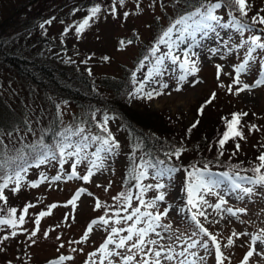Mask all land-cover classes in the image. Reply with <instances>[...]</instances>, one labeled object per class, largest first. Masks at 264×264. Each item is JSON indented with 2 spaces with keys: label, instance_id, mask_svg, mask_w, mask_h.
<instances>
[{
  "label": "trees",
  "instance_id": "1",
  "mask_svg": "<svg viewBox=\"0 0 264 264\" xmlns=\"http://www.w3.org/2000/svg\"><path fill=\"white\" fill-rule=\"evenodd\" d=\"M162 1L170 9L162 8L164 20L159 15L153 16L150 36L140 39L138 35L131 33L122 39L116 38L118 48L131 43L138 47L131 63H120L118 75H112L98 71L94 67L69 64L64 56L57 58L49 51L51 46H58L61 49L64 47L45 30L47 21H50L45 12L50 15L51 20L60 23H81L90 15V9L99 5L101 11L112 19L115 16L112 11L114 8L112 0H0V141H2L0 161L5 162V167L0 168V177L4 176L8 169L14 171L18 165L27 166V172L35 167H42L43 164L37 166L31 149L26 147L41 138L45 144L57 151V158L54 161L59 164L61 163L56 145L63 140L59 133L68 136L66 142L74 147L78 144L87 145L82 149H89L90 152L97 151L102 140L109 138V133L110 140L114 139L115 143H118V138L110 125L111 121L117 122L125 135L126 146L125 163L117 174V183L120 186L117 190L114 188L116 192L102 202L106 207L97 209L94 206L90 215L94 220L106 214V218L112 217L109 224L104 226V234H111V229L116 227L125 229L117 235L118 237L127 235V224L133 220L117 224L114 215L118 207H123L124 201L123 198L113 200V197L122 192L130 195L132 199L128 202V211H121V216L130 214L136 207L152 212L151 208L139 204L140 198L148 203V195L141 193L136 187L133 168L142 164L153 165L139 169L147 172L145 178L140 181L145 185L148 183L151 170L155 172L156 177L158 171L174 167L178 169L179 180L185 189L186 171L193 165L198 168L207 165L210 172L254 177L256 174L252 169L259 163L257 159L259 155L264 153V109L255 111L241 107L235 96V88L229 92L225 83H218L213 92L204 93L199 97L191 107L192 118L189 123H186L180 113L172 115L165 109L154 110L148 105L130 104L129 95L136 90L139 83L135 71L158 60V53L161 50V44L158 42L163 31L180 14L197 7L199 2L158 0V3L161 5ZM249 3L251 9L246 17H240L238 11L227 6H224L222 15L231 23L229 16L231 11L241 23L251 25V18L257 12L264 15V0H249ZM243 33L249 36L259 35L264 40V25L256 24L251 30H244ZM154 48L158 49L155 53ZM73 52L77 56L80 55L77 49H73ZM90 55H93V52ZM214 92L216 99L210 105H206L201 114L198 110ZM235 112L248 113L241 118V130L245 139L229 140L221 148L218 141L226 130L224 118L231 119V114ZM105 117L108 118L106 123ZM197 120L199 123L189 132L188 129ZM251 125H256L259 131L249 130ZM105 127L107 131H104ZM81 128L84 131L79 135H69V132L65 131L75 133ZM82 137L88 139L83 140ZM93 137L100 139L94 140ZM236 143L241 145L238 151ZM178 148L183 149L179 159L171 155ZM25 154L26 161L20 159ZM161 161L163 164L159 163ZM2 182L3 180H0V183ZM31 189L29 186L28 191L20 189L14 193L11 190L8 195L5 194L6 202L0 201V217L10 218L9 210L16 208L18 219L26 204L33 205L32 200L35 198L29 193ZM36 214L37 218H41L39 213ZM26 216L25 223L17 225L22 227V235L27 234ZM213 234L217 235L218 239H223L222 233ZM27 237L30 239L29 241L25 239L24 244H27L29 254L39 249L33 252L38 256L41 245L33 247L35 243H32V240L36 242L37 235L31 237V234H28ZM42 240L43 245L48 242ZM70 241L75 245L63 244V247H57V251H54L53 255H48L43 262L61 255L71 257L70 262L73 264H92L91 262L95 261L89 256L92 250L86 248L84 255L85 248L78 246V240L74 238ZM243 258L244 254L240 253L233 260L226 259L224 264H241Z\"/></svg>",
  "mask_w": 264,
  "mask_h": 264
},
{
  "label": "rangeland",
  "instance_id": "2",
  "mask_svg": "<svg viewBox=\"0 0 264 264\" xmlns=\"http://www.w3.org/2000/svg\"><path fill=\"white\" fill-rule=\"evenodd\" d=\"M112 1L115 8V16L111 19L104 11H100L89 21V26L81 33L76 32V27L80 24L79 22L60 23L57 20H51L50 15L45 12L46 17L51 21V23H48L47 28H45L46 33L64 47V49H61L58 46H51L49 51L55 54L57 58L64 56V59L69 64L94 67L98 71L118 75L119 64H130L137 52L138 46L135 43H131L118 48L116 38L122 39L123 36H128L131 33H135L140 39L150 36L153 16L159 15L164 20L162 8L168 9V6L164 1L160 5L158 0H125L123 5L119 3V0ZM224 10L225 7L223 6L219 9L220 13L216 14L222 17L223 23H230L222 15ZM125 12L128 13L127 16L124 15ZM217 31L219 32L218 37L214 33H210L207 38L203 39L198 33L196 37V40L200 41L198 47L196 46V42L192 41L191 38H186L184 42L179 44V47H176V34H173L170 42L172 44V55L180 57L176 62H173L171 56H169V46L161 44L158 58H162V63L157 64V61H155L151 65H143L142 69L135 71V77L139 83L136 90L129 95L130 104L133 106L148 105L154 110L165 109L172 115L180 113L186 123H189L192 118V105L204 93L213 92L218 83H225L227 87L231 85L235 89L242 86L233 83L237 74L235 66L243 63L247 58L249 45L244 44V41L248 40L251 35L249 36L246 33L241 35L234 28H218ZM212 48H217L219 51L213 55L209 51ZM73 49H77L80 55H75ZM185 49H190L198 54L197 56H192L190 51L189 59L198 61L197 67L199 71L187 75L184 81H180L179 77L185 74L184 69L180 67V63L184 60L183 51ZM91 52H93V55H90ZM252 57L253 59L249 61L248 71L240 73V80L243 83L252 84L260 77L261 72H264V49H257L252 53ZM217 65H220L222 69L219 79L217 78ZM164 84H167L168 87L163 88L162 85ZM141 87L143 90L137 92V89ZM177 88L180 90H177ZM149 92L153 93L151 99L145 95ZM157 92L161 94L156 95L155 93ZM235 96L243 108L255 111L264 109V85L238 94L235 92ZM110 125H112L113 132L118 138V143H116L118 147L111 154L99 153L103 158L104 166L98 171L94 170L95 174L89 182H85L79 178L68 180L67 176L71 173L72 164L78 158L81 162L77 164V172L80 176L87 174L88 169L92 166L91 162L96 160V156L93 155L97 152L96 150L90 152L89 149H82L80 157L65 156L66 163L63 165H59V163L50 159L47 163H43L42 167H35L27 173H22L23 178L20 189L28 191L31 183L36 182L38 184L37 187L30 186L32 189L29 193L35 199L32 200L33 207L29 208L28 215L26 216L27 234H21V226L13 229L12 227H8V225H0V264H49L50 261H58V264H73L70 262V259L59 261L60 256L47 262H43V260L48 255H53L54 251H57V247H61L63 244L65 246L75 245L70 241V239L74 238L78 240V246L85 248L83 254L86 255V248L92 250L90 254L95 252L96 255L91 257L94 258L95 264H100L101 253L97 249L110 235L104 234L105 225L97 223L93 226V231L88 234L86 240H82V237L90 222L94 220L90 215L92 214L93 207L96 205L97 199L105 202L111 194L116 192L113 189L116 188L117 190L120 186L117 183V174L125 163V135L117 122L111 121ZM74 150V146L67 149V151ZM209 173L210 177L208 178L210 179H222L220 175L222 172L209 171ZM41 174L47 176L49 179L40 182ZM58 174L61 175L60 180L51 179ZM229 176L237 183H240L241 187H254L255 192L251 196H247L239 192V190L233 192L231 191L230 181L224 178V183L220 185L217 191L227 200L225 207H232L234 209L246 208L247 211L239 213V218H237L229 216L227 213L218 214L213 209L207 208L206 211L209 219L205 220L204 217H198V219L201 220L211 233H222L223 239H218L222 246L221 250L229 258L228 260H233L240 253H243L245 256L250 247L253 246V235L264 234L262 232L264 230V188L240 180V177H245L243 175L229 174ZM153 177H155V172L151 170L148 183L145 185L163 183L166 187L160 190L149 188L143 193L148 195V202L153 200L159 194V191L166 193L165 201L157 202V206L151 208V210L155 214L156 212H162L165 208H169L168 215L161 218V223L171 225L170 229L157 228V232L164 237L160 240V243L166 246L171 245L179 252L184 247H187L188 237L196 240L206 238L203 237L202 233H199V229L190 218L192 212L196 211V209L189 211L190 206L187 204V195L183 183L179 180V172H173L170 176L165 175L163 178L159 176ZM14 186V182L10 183V187L4 190V194L12 192L11 189ZM80 188H85L87 191L81 194L80 198L76 201L74 209L67 202ZM238 196H243L244 198L239 199ZM205 198L210 203H215L218 199V197L212 195H207ZM52 204H56L57 207L49 209V206ZM42 211H50V214L39 218V231L36 234L37 240L33 247L41 245L39 247L41 251L36 256L33 252L35 253L39 249L29 254L27 244L25 245L24 241L25 239L29 241L30 238L27 235L37 228L35 223L37 219L36 213ZM146 211L141 210V212ZM221 216H223V219H221ZM144 219L146 218H142V221ZM134 220L128 223L127 226L129 227V225L133 224ZM212 221H219V223H213ZM136 227H146V224L141 222ZM12 231H16L17 235L12 236ZM45 231L48 232L47 238L43 235ZM193 232L199 234L192 236ZM233 232L247 233V235L236 237L232 235ZM6 235L8 239H3ZM177 237H179V240H177ZM229 237L235 243L230 247H224ZM120 238L117 235L113 237L117 242ZM42 239L52 243L46 242L43 245ZM147 239L159 240L160 237L155 233H149ZM109 248H114V245H109ZM255 248L256 253L250 258L248 264H264V244L257 242ZM116 251H119L121 255L129 254L127 249H116ZM189 251L204 255L203 249L199 247L190 249ZM209 251L211 254L207 256L204 264H216L214 247L211 244ZM34 256L36 261H34ZM141 258V256H137V260ZM111 260L112 264H120V257L114 256ZM91 263L93 264V262ZM104 264H108V261L105 260ZM172 264H175V262H172Z\"/></svg>",
  "mask_w": 264,
  "mask_h": 264
},
{
  "label": "snow or ice",
  "instance_id": "3",
  "mask_svg": "<svg viewBox=\"0 0 264 264\" xmlns=\"http://www.w3.org/2000/svg\"><path fill=\"white\" fill-rule=\"evenodd\" d=\"M125 0H119V3L123 5ZM179 2V0H177ZM223 6H227L235 11L239 12L240 17H246L248 11L251 9V4L249 0H216V2H211V0H199L198 6L195 7L192 11L180 14L172 23H170L169 27L163 31L162 36L159 39L160 44H166L169 46V56L173 62H176L180 59L177 55H172V44L170 43L173 37V34H176V47H179V44L184 42L186 38H191L192 41L196 42V46L198 47L200 41L196 40L197 34L201 35V38H207L210 33H214L217 37L219 36V32L217 31L218 28H234L237 32H240L241 35L243 34L244 30H251L256 24L264 25V15H260L259 12L255 16H253L252 24H244L241 23L240 19L229 12V16L231 17V23H223L222 17L217 15V10L221 9ZM101 11L100 6L97 5L90 9V15L86 17L78 27H76V32L81 33L84 31L85 28L89 26V21L95 17ZM115 12V8L112 9ZM125 16L128 15L127 12L124 13ZM47 23H51V21H47ZM43 27V25H41ZM250 42V43H249ZM123 44V41H121ZM244 44H248V53L247 58L244 60L243 63H240L236 67V76L233 80V83L236 85H242L235 89V92L238 94L240 92L251 90L252 88L259 87L264 85V72H261L260 77L255 80L252 84L243 83L240 80V73L248 71L249 61L253 59L252 53L255 52L257 49H264V40H262L261 36L253 35L249 37L248 40L244 41ZM158 49L154 48L153 52L157 51ZM190 49H185L183 51L184 60L180 63V67L184 69L185 74L179 77L180 81H184L187 75L194 74L199 71L197 67V60H190L189 59V52ZM213 55H215L219 49L212 48L209 49ZM192 56H197L198 54L195 51H191ZM107 59V58H105ZM162 63V58H158L157 64ZM217 78L219 79V74L221 69L220 65H217ZM163 88H167L168 85H162ZM223 87V85H221ZM143 89H137V92H141ZM177 90H180L177 88ZM228 91L232 92L233 88L231 85L228 86ZM156 95L161 93L157 92ZM149 99L152 98L153 93L149 92L145 94ZM216 99V93H212L211 97L205 101L204 105H201V108L198 110L201 114H203L204 108L206 105H210ZM247 112H235L231 114V119H225L226 130L224 131L222 137L219 139L218 143L221 148L229 141V140H236L239 138L240 140L245 139L244 133L241 130V118L247 116ZM107 117H105V123L107 122ZM199 120H197L193 125L188 129L191 132L192 128H195ZM255 129L259 131L256 125H251L249 130ZM69 132V135H79L84 130L78 129L75 133L70 132L69 130H65ZM104 131H107V128H104ZM60 136L63 137L61 142H58L56 145V149L58 150L60 163L63 165L66 163L65 156L71 157L76 156L80 157L82 152V147H86L87 145H76L74 151H67V149L72 148L73 145L69 142L68 136H65L64 133H59ZM111 134L109 133V138H105L101 142V147L97 150L96 153L93 155L96 156V160L92 161V166L88 169L87 174L80 176L77 172V164L81 162L78 158L71 166L72 170L71 173L67 176L68 180L73 178L82 179L85 182H89L91 178L94 176V170L98 171L99 169L103 168V158L99 155L100 152H104L106 155L111 154L114 152L115 148L118 145L115 143L114 139H111ZM83 140H87V137H82ZM94 140H99V137H93ZM2 143V141H0ZM26 147L31 149L33 153V159L36 160L37 166L39 164L47 163L50 159L55 160L57 158V151L53 150V147L47 145L43 142V138L37 141L32 145H27ZM236 150L238 151L241 147L239 143L235 145ZM183 152L182 148L176 149L171 155H174L177 159L180 158ZM223 155V152L220 153ZM235 154V153H233ZM27 154L22 155L20 159L26 161ZM259 163L252 169V171L256 174L254 177H240L239 179L242 181H247L248 183L264 187V153H261L257 158ZM163 164V162H159ZM30 166V165H29ZM5 167V162L0 161V168ZM147 168L153 167L150 164H142L135 168H133L134 179H136L137 184L136 187L139 188L140 192L143 193L147 191L149 188H154L156 190L164 189L166 186L163 183H157L155 185H143L140 183L141 180L145 178L147 175L146 170L140 171V168ZM28 170L27 166L18 165L17 168L13 171L8 169L5 171L4 176L0 177V180H3L0 183V201L6 202V196L4 194V190L9 187L10 183L15 184V186L11 189L14 193L18 192L21 188V181H22V173H26ZM178 171V169L174 167H169L167 169H162L157 172V176L163 178L165 175H171L173 172ZM222 179H210V173L208 170L207 165L204 168H198L195 165L191 167L190 170L186 171V185L185 191L187 194V204L190 206L189 211L191 209H196V211L192 212L191 220L195 223L196 227L199 229V233L203 234V237L200 240L192 239V237H188L187 247H184L182 251L177 252L175 248L171 245H163L160 243L164 237L157 232V228H165L170 229L171 225H164L161 223V218L166 217L169 212V208H165L162 212H156L153 214L152 212H141L140 207H136L132 210V212L128 215L121 216L120 212L128 211L129 204L128 202L132 199L130 195H125V193L118 194L117 197H113V200H120L123 198L124 205L123 207H118L114 215L116 217L115 223H120L121 221H132L135 217L133 224L129 225L126 229L127 235L121 237L119 241H115L113 239L114 236L118 235L121 231H125L123 228H116L113 227L111 229V234L107 237L104 243H102L97 249L98 252L101 253L100 257V264H104V261L107 260L108 264H112L111 258L114 256L120 257V264H204L207 256L210 253V244L214 247V258L216 264H224L226 259H229L225 256L224 252L221 250V244L218 241L217 235L211 233L208 228L204 226L198 217H204L205 220L209 219L208 213L206 211L207 208L213 209L218 214L227 213L229 216L238 217L239 213H245L247 211L246 208H232V207H225L227 205V200L224 198L223 195H220L219 189L220 185L224 183V178L228 179L231 184V191L235 192L239 190V192L244 193L247 196H251L255 192L254 187H241L240 183H237L233 180L229 173L225 172L220 174ZM49 179L47 176L41 174L40 182ZM52 180H60L61 175H57L51 178ZM31 187H37L38 184L36 182L31 183ZM87 189L80 188L77 192L72 196V198L67 202L68 204L72 205L75 209L76 201L80 198L81 194L86 192ZM91 195V193H89ZM207 195H212L218 197L215 203H210L208 199L205 197ZM166 193L164 191H159V194L148 203L140 198L139 204L143 205L147 208H155L157 206V202L165 201ZM239 199H243V196H238ZM33 207L31 204H26L22 210V213L19 215L18 219L16 217L17 209L11 208L9 210L10 218H2L0 217V225H8L11 226L13 229L17 227V225H23L25 223V216L28 214L29 208ZM57 207L56 204H52L49 206V209ZM95 207L97 209L106 207L99 199L96 201ZM50 211L48 212H40L39 217H43L45 215H49ZM107 215V214H106ZM106 215L100 216L97 220H93L88 225L82 240H86L88 238V234L93 231V226L97 223H102L103 225H108L110 219L112 217H107ZM142 218H146L142 221ZM223 219V216H221ZM141 222L146 224V227H139L137 228L136 225L140 224ZM213 223H219V221H212ZM243 222V221H241ZM37 228L31 232V237H35L37 232L39 231V218L35 221ZM264 232V230H262ZM149 233H155L157 236L160 237L159 240L157 239H147ZM198 233L193 232L192 236H196ZM12 236H16V231L11 232ZM44 237L47 238L48 232L45 231L43 233ZM233 236L239 237L242 235H247V233H235L233 232ZM135 236V240H134ZM3 239H8V236H4ZM179 240V237H177ZM131 242V243H129ZM259 242L260 244H264V234H257L252 236V247H250L249 251L245 254L241 264H248L250 258L256 253L255 245ZM32 243H35V240H32ZM235 243V241L229 237L227 244L224 247H230ZM109 245H114V248H109ZM63 247V245H61ZM199 247L203 249L204 255H199L198 252H191L190 249H195ZM116 249H127V255H121L119 251ZM96 253H91L90 256H95ZM137 256H141L142 258L137 260ZM66 259H71V257H66L61 255L59 257V261H64ZM49 264H58V261H50ZM95 264V261H93Z\"/></svg>",
  "mask_w": 264,
  "mask_h": 264
}]
</instances>
